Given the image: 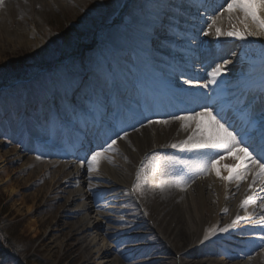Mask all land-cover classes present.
<instances>
[{
  "label": "bare ground",
  "instance_id": "1",
  "mask_svg": "<svg viewBox=\"0 0 264 264\" xmlns=\"http://www.w3.org/2000/svg\"><path fill=\"white\" fill-rule=\"evenodd\" d=\"M27 2L31 4L37 3V5L47 8L58 6L59 9L63 8L65 10V14L70 10V15L75 10L74 6L79 8L85 6H82L85 3L84 0H8L2 6L6 9L11 5L22 7V4ZM108 2L117 5L120 0H108ZM85 4L87 5V3ZM180 4L179 0H141L140 2L131 0V3L127 2L118 15L114 17L113 21L118 19L117 25L111 27L113 29H124L126 27V29L121 30L119 35L112 33L108 40H103L104 43H109L111 47L110 51L114 50L113 44L119 47L115 56H113L115 61L123 57L122 50L129 48L130 54H133L135 57V61L132 64L139 65L142 71L148 72L147 78L144 79L143 87H139L141 89L128 87V89H125V93H130V97H132V94L141 95L143 100L140 104L149 110L158 111L161 107L159 103L148 105V99L152 97L148 89L151 88L152 91L157 87L156 84L165 77L160 70H165V62L172 58L170 54L165 53L163 50V45H165L163 41L168 40V38H165L167 36L166 20L170 15H175L174 9H180ZM95 8L97 9L98 7L95 5ZM95 11L88 9L86 14L90 18L95 19V21L99 20L102 24L106 25L109 18L102 17L100 14H94ZM21 14L24 16V13ZM12 18L13 16L8 15V25L12 24L10 22ZM129 19L131 23L127 25ZM175 19L178 20L179 18L176 16ZM223 22L227 24H230V22L237 23L235 18L229 20L227 14H224ZM24 29L27 38L25 42L19 41L21 47L23 45H30L42 50L51 46V52L60 50L56 45L52 47L55 39L52 40L50 38L52 31L49 29L38 30L36 24L27 26ZM251 38L259 41L258 43H254V45L259 43L264 44V36H251ZM98 43L100 42L96 44ZM198 50H201V44L192 42V51L186 50L185 54L195 55ZM78 56L80 55L75 57L77 58ZM71 57V61L65 62L66 65H73L74 62L78 61L75 57ZM103 59H107V56L103 57ZM115 61L111 78L113 73L119 72V74H115L112 80L113 83H110L114 87V90H110L111 87L108 89V91L110 90V95L118 94L115 89L118 90L117 87L119 85L127 82V79L125 80L122 76L126 65L118 62L115 63ZM228 61L230 60L228 59ZM255 61L253 60L251 63L256 64ZM258 62H262V65L258 64V67L261 68L259 71L243 73H239L237 70L240 65H233L230 62L224 67V74L218 79L216 85H209L208 89L190 86L186 90L188 91L187 95H192V101L195 100L196 96L203 99L193 111H190L191 114L195 111H200L204 106H208L212 108L214 114H217L220 119L227 115L228 123L234 126L235 130L240 131V134L250 146V150H254L256 143H259L260 134L258 131L259 121L254 118L250 122L248 118L255 111L253 105L254 99L258 101L261 96H264L260 83H264V61L258 60ZM78 63H81V60ZM205 63H207V67L199 75L193 76L192 83H204L207 79V73L217 65V63H213L208 58L205 59ZM130 64V62L127 64V72L134 71V67ZM152 67H155L157 70H153ZM103 70H105L104 75L108 74L107 71L109 70H106L105 66H103ZM97 71H95L96 73L92 72L89 77V79L95 78V84L101 81L99 77L102 75L101 71ZM63 81L64 78L62 77L61 82ZM90 82L91 80L88 82L90 85L88 96L90 97V102H95L97 93L92 88V82ZM103 83L104 86L107 85L106 79L103 80ZM38 90L39 92L41 91V89ZM108 91L104 89L103 92L107 93ZM119 92L120 98L124 99L125 102V94H123L122 90ZM70 94L71 91H69V97ZM62 95L63 91L57 90L55 92V101L60 100L59 97ZM40 96L50 98L47 93L33 91L32 94L28 95V102H37ZM76 99L80 100V98ZM60 102L61 100L51 108L34 109V112L38 114L36 115L37 120L38 117L44 120L49 114L58 116L57 114L60 112L64 114L63 116L68 117L71 114L70 108H67L65 105L63 107L60 106L58 104ZM242 102L248 103L241 105ZM114 106L113 104L106 108L107 114L111 112ZM246 108L247 111H245ZM119 110L125 111L122 106H119ZM179 111L180 113L183 112L182 109ZM75 112L77 111L75 110ZM261 116L262 113L259 119H261ZM59 119H62V117H59ZM87 120L97 122L99 119L96 115L92 114ZM125 120L126 118L122 117L116 121L115 125H119L117 134L106 133L105 130L101 129L98 130L94 142L98 145L96 150H100L103 155L100 167L94 176H88L87 165L84 168H80V166H76L74 161L62 167L61 164L55 162L56 160L42 161L31 156L27 159L32 151H37L31 145L35 143L34 139L38 135L32 130V128H35V126H32V120L27 123L21 120L14 127L6 131L7 137L11 140L9 149L13 151V155L17 154L16 161L21 162L22 159L23 161L27 159V164H22V171L39 167L41 174H43L41 178L48 176L51 171L55 172L51 175L48 184L47 195L49 198L45 202V207L47 209L51 207L59 208L62 211L59 217L60 220L53 226L54 229L51 234L57 232L60 234V237L67 239L65 245L68 248L67 255L71 257L74 254H79V258H81L85 252L86 256L82 262L83 264H133V261L149 255L153 256L154 264H248L249 262L244 260V251L233 249L234 254L226 256L224 253H220L218 245L223 241H228L233 242L236 246L238 244L236 241L239 239L238 237L249 235L250 232L255 231L256 227L254 225L256 224L262 225V221L259 218L264 216V211L259 208V201L250 204L247 212L240 207L241 201L247 195H252L247 188L251 177L248 178V181H242L239 189H237L235 182L218 178L215 171L207 175L197 176V166L214 155V153L198 152L195 150L181 151L167 147L169 144L178 143L186 139L191 132V127H194V125L185 130L181 122L176 119H160L168 120L169 123L166 125L150 124V118L148 117H141V119H138L141 122L137 124L136 120L124 124ZM86 123L87 125L90 124L89 122ZM63 125L66 126L65 123ZM84 128L87 129L86 126ZM244 128L246 130H243ZM124 131L132 132L121 139L120 132ZM70 133L72 134L73 131H70ZM104 134L109 136V143L114 139L117 141L111 150L109 146H106L110 145L108 141L104 142ZM60 138L62 139L63 137ZM26 139L28 143H26ZM18 140H21V150H18L15 146L11 147V145H16ZM75 147L76 144L73 148ZM22 150L23 152H21ZM14 151H17V153ZM165 151H170L169 155H175L176 157L173 160L175 165L174 169H171L174 170L171 175H166L160 171L154 177H151L149 183L140 191L135 192L133 195L128 194L126 188L129 190L135 184L134 177H136V173L141 167L140 161L142 158L153 154L159 156ZM50 152L52 150L44 151L45 155L53 154ZM90 152L88 151L87 156ZM236 155L238 153H233L227 159L221 160L217 165V170L221 176H229V172L225 170L224 166L231 167L237 163L234 159ZM76 157L74 155L71 156L74 159ZM3 158L4 156L0 154V160H3ZM123 161L126 162V165ZM182 162H187L188 166L186 167ZM2 170L6 172V170ZM235 171L236 169H233L232 175L235 174ZM31 179H24V188ZM79 180H83L85 187L88 181L94 182L97 180L98 184L93 185L92 191H98L100 198L87 204L82 203L84 197H86L85 200H92V195L88 191L81 193L79 189L73 191L77 187L75 185ZM110 180L114 185L113 192L101 190L99 183ZM175 180L186 182L183 190L175 186L167 187V185ZM162 185L165 186L164 190L161 189ZM21 186H15L11 182L8 189L13 188L12 191L15 192ZM36 186L37 184H35ZM257 192H259V189ZM17 193L18 191L15 194ZM66 194L69 195L67 196ZM261 195H264V193H261ZM36 197L37 193L31 194V200L27 199V197H21V204L25 206L28 202H33L31 206L32 210L36 206ZM54 198H56V203H54ZM139 203L146 204L147 213L143 212ZM104 204L110 205L107 210L110 214L101 212V207ZM92 212L100 216V219L92 216ZM237 216L244 219L237 221L235 227L229 228L227 232L219 231L220 228L230 225ZM49 220L50 217L47 216L42 224H48ZM139 221L144 223H139ZM145 221L148 223L153 222L154 227L149 226ZM106 225H110L111 232L116 233L110 232L108 236H104L102 238L104 242L102 247L95 240L90 241L89 232ZM213 228L216 229L215 234L210 235L205 240V234ZM138 229L146 230L149 234L135 233L134 231ZM115 237H119V240H115ZM250 240L246 236L242 242ZM144 242H151V244L141 245ZM126 244L131 246L124 247ZM158 245H163L164 249L157 251L159 249ZM160 253H163L167 258H161ZM172 256L179 258L180 261L174 259ZM74 257L71 263L81 260L76 256ZM250 264H264V253L260 260Z\"/></svg>",
  "mask_w": 264,
  "mask_h": 264
},
{
  "label": "rangeland",
  "instance_id": "2",
  "mask_svg": "<svg viewBox=\"0 0 264 264\" xmlns=\"http://www.w3.org/2000/svg\"><path fill=\"white\" fill-rule=\"evenodd\" d=\"M84 1L87 5L84 3L82 6H85L81 8L74 6L75 10L71 13L72 15L69 14L70 10L65 14V10L63 8L59 9L58 6L47 8L37 5V3L27 2L22 4V7L11 5L8 9L0 5V86L2 83L5 85V82H7V85L0 88V154L4 156L3 160H0V237L3 239L1 240L2 244L8 251L4 255H0V264H83L82 262L86 256V253L82 250L84 254L81 258H79V254L69 257L67 255L68 248L65 246L67 239L60 237L57 232L51 234L54 229L53 226L59 222L62 212L59 208L51 207L47 209L45 207V202L49 198L47 195L48 184L51 175L55 172L51 171L48 176L41 178L43 174H41L39 167L22 171V164H27V159L17 162V154L13 155V151L9 149L10 139L3 135L6 129L12 128L16 122L18 123L23 118L25 121L32 120V122H35L34 125L40 129L39 126L41 125L38 124L33 115L34 107H31L36 102H28V95L32 94L33 91L37 90L38 92V89H41V93H47L51 97L58 89L63 91L60 88L62 83L60 77L65 79L70 70L74 69L79 74L83 70L89 73L91 65L100 63L103 68L106 60L109 59L104 60L103 57L113 55H108L107 51L101 49L103 46H108L104 42L103 44H96L91 50V45L88 44L95 39L94 36L99 30L95 19L87 16L86 12L88 9H93L96 10L94 14L103 16V2L105 0ZM128 1L120 0L117 9H121ZM101 3L100 9H96L95 5ZM115 7L116 5H110V8ZM21 13H24V16ZM8 15L13 16L10 25H8ZM130 23L131 21L128 22V24ZM35 24L38 30L49 29L52 31L50 38L55 39L52 47L56 45L60 50L51 52V46L42 50L30 45L20 46V42H25L27 38L24 28ZM100 36L107 39L105 33ZM95 49H101V57ZM77 55H82L81 61L84 60V63L74 62L75 68L64 65V57L71 61V56L75 57ZM35 63L41 65L40 67H43V69L39 70ZM31 66L33 68L29 72H24L25 69ZM78 67L80 70L77 69ZM16 69L19 74L12 76V71ZM40 71L43 73L40 74ZM20 76L25 77L15 79ZM39 77H41V80L38 79ZM6 79L7 81H5ZM46 86L48 89H46ZM51 103L42 99L41 105L38 107L49 106ZM82 104H84V101L76 99V108L81 107ZM50 119L55 120L56 115L48 116L47 121ZM16 146L19 150L20 146ZM14 152L17 153V151ZM2 169L6 172H3ZM25 178L32 179L24 188ZM11 182L15 186L22 185V188L20 187L17 190V194H15L17 191H12L13 188L10 189L11 191L8 189ZM35 184H37L36 187ZM32 193H37V202L31 210L33 202H28L24 206L21 204V197H27L31 200ZM54 203H56V198H54ZM47 216L50 217L49 223L43 225L42 222L46 220ZM88 216L91 217L89 214ZM92 216L94 215L92 214ZM104 231L103 229L90 231V241L95 240L102 247ZM74 256L81 260L71 263L72 259L75 258ZM173 258L180 261L175 256ZM142 260L149 261V257H144L139 261Z\"/></svg>",
  "mask_w": 264,
  "mask_h": 264
},
{
  "label": "snow or ice",
  "instance_id": "3",
  "mask_svg": "<svg viewBox=\"0 0 264 264\" xmlns=\"http://www.w3.org/2000/svg\"><path fill=\"white\" fill-rule=\"evenodd\" d=\"M201 0H196V3H200ZM3 0H0V4ZM227 14L228 19L235 18L236 24H232L228 30H223L219 26L221 17ZM202 26L197 35L202 34L204 36L214 35L217 38L231 37L236 40L245 41L251 36H264V0H224V4L221 5L218 12L202 16ZM242 25V27H240ZM191 42H195L196 37L192 36ZM230 61L225 60L223 64H218L207 73V79L204 83H192L190 80H184L185 84L191 87H199L208 89L209 85H216L218 79L224 74L223 69ZM60 88L63 89V95L60 96V100L65 103L67 108L72 111L76 110V98H80L81 101H87L88 90L90 85L86 76H80L79 72L70 70L61 83ZM59 91V89H58ZM69 91H71V97H69ZM262 104H264V97H262ZM81 107L86 110L88 105L84 103ZM247 111V108L245 109ZM176 120L181 122L182 127L188 130L191 125V132L186 139L179 141L178 143H172L167 145L172 149H179L181 151H198V152H212L214 155L210 156L206 161L197 166L196 175H207L211 172L216 173V176L222 180H230L235 182L237 189H239L242 181L250 182L247 184L248 191L252 195H247L244 200L241 201L240 207L247 212L248 206L252 203L259 201V208L264 211V112H262L261 119L259 121V144L257 145L258 151L250 150V146L244 137L235 129L227 126L226 122H222V119L218 118L217 114H214L212 108L204 106L200 111H195L189 115H178ZM150 124H168V120H151ZM125 135H127L125 133ZM246 135V134H245ZM123 137H121L122 139ZM117 141L114 139L109 145V149H112ZM233 153H238L234 157L237 163L231 167L225 165V170L229 172L228 177L221 176L217 170V165L221 160L227 159ZM103 155L102 152L96 151L91 155L90 161H88V171L94 170V165ZM165 157H159L155 154L145 158V161L141 164L139 171L136 173V182L132 187L133 192L140 191L150 178L154 177L161 171ZM187 167V162H182ZM233 169H236L235 174L232 175ZM186 182L183 180H175L167 187H177L181 190L184 189ZM164 185L161 189L164 190ZM259 188V192H257ZM227 211V209H225ZM244 219L237 216L232 223L224 228H220L219 231L227 232L229 228L235 227L237 221ZM260 219L264 221V216ZM216 229H210L204 236L207 240L210 235L215 234ZM261 240H264V236H261Z\"/></svg>",
  "mask_w": 264,
  "mask_h": 264
}]
</instances>
